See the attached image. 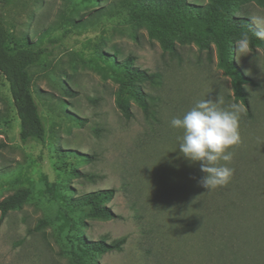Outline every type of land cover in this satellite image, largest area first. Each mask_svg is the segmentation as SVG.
Returning a JSON list of instances; mask_svg holds the SVG:
<instances>
[{"label":"rangeland","instance_id":"rangeland-1","mask_svg":"<svg viewBox=\"0 0 264 264\" xmlns=\"http://www.w3.org/2000/svg\"><path fill=\"white\" fill-rule=\"evenodd\" d=\"M10 1L1 10L14 37L47 48L51 56L30 70L46 129L43 144L19 142V123L0 74V202L29 192L0 223V264H77L76 247L44 193L45 178L62 184L66 203L114 191L104 204L114 219L76 215V235L87 246L125 239L121 250L98 254L93 264H264V52L249 48L238 57L239 38L233 42L246 106L236 99L213 44L199 48L175 40L164 50L144 26L129 32L120 17L88 23L117 0ZM186 1L203 8L210 3ZM232 14L264 28L254 22L264 19V5L256 0L236 3ZM112 54L119 64L131 58L133 67L157 76V82L141 84L152 98L151 115L131 101L126 120L116 107L119 84L101 64ZM205 98L239 106L241 135L229 165L235 169L232 181L208 193L199 163L179 152L181 131L169 126ZM40 221L46 225L35 230Z\"/></svg>","mask_w":264,"mask_h":264},{"label":"trees","instance_id":"trees-1","mask_svg":"<svg viewBox=\"0 0 264 264\" xmlns=\"http://www.w3.org/2000/svg\"><path fill=\"white\" fill-rule=\"evenodd\" d=\"M242 1L245 0H210V3L203 8L189 4L186 0H117L108 9L96 11L89 18L88 23L93 24L104 17H120L123 19L122 23L128 26L127 29L131 27L129 32L135 26H144L149 38L159 42L164 50H171L175 40L193 42L199 48H209L213 44L219 66L232 77L236 99L242 100L247 106V99L241 86L244 77L233 60V42L247 33L250 38L249 48L253 51L259 48L264 52V39L256 38L255 32L258 29L248 18H234L232 9L236 3ZM256 1L264 5V0ZM10 2V0H0V74L7 84L8 94L19 123V142L23 145L28 142L43 144L46 129L35 100L33 76L30 70L51 56V52L45 47L31 46L14 37L1 10ZM114 59V54L107 55L101 64L102 67L110 70L112 79L119 84L115 99L116 107L126 120L132 117L131 101H135L146 115H151L153 110L149 108L152 105V98L144 94L141 84L145 81L157 82V76L133 67L131 58L120 64ZM62 89L66 93L71 92L65 85ZM75 122L78 125L82 124L76 120ZM81 160L87 162L85 158ZM44 183V193L57 207V223L63 232L66 231L70 243L76 247L74 256L78 260L77 264H93L92 258L96 255L121 250L125 239L111 244L98 241L87 246L75 232L78 224L76 215L80 212L95 219L115 218L110 209L104 206L114 197L113 190L88 193L76 201L66 203L62 200L66 196V190L59 181L50 183L45 178ZM28 198V191H18L2 200L0 223L8 211L19 207ZM45 225L46 221H40L35 230Z\"/></svg>","mask_w":264,"mask_h":264},{"label":"clouds","instance_id":"clouds-1","mask_svg":"<svg viewBox=\"0 0 264 264\" xmlns=\"http://www.w3.org/2000/svg\"><path fill=\"white\" fill-rule=\"evenodd\" d=\"M254 22L264 25V19ZM256 38L264 39V28L255 32ZM237 55L249 53L250 38L247 33L235 41ZM222 101L200 99L181 117H173L169 126L181 131L179 152L191 164L199 163L204 174L200 179L207 193L226 187L233 179L235 169L229 165L234 159L233 149L240 145V108L231 104L221 106Z\"/></svg>","mask_w":264,"mask_h":264}]
</instances>
